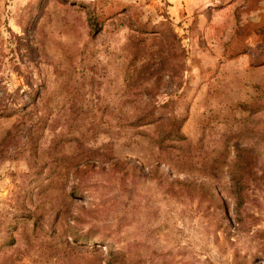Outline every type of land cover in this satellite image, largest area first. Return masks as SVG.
<instances>
[{"label": "rangeland", "instance_id": "rangeland-1", "mask_svg": "<svg viewBox=\"0 0 264 264\" xmlns=\"http://www.w3.org/2000/svg\"><path fill=\"white\" fill-rule=\"evenodd\" d=\"M206 5L0 0V264H264V0Z\"/></svg>", "mask_w": 264, "mask_h": 264}, {"label": "trees", "instance_id": "trees-1", "mask_svg": "<svg viewBox=\"0 0 264 264\" xmlns=\"http://www.w3.org/2000/svg\"><path fill=\"white\" fill-rule=\"evenodd\" d=\"M89 26L91 28V30L96 31L98 28V23L97 21H94V19L89 16ZM164 23H161V25ZM157 26H160L157 25ZM154 30L157 31H153L154 33H159L158 29L153 28ZM142 33H148V31H142ZM132 58H133V63L134 61L138 60V58L141 56L142 54V49L140 50H134L132 53ZM146 117H153L154 115L152 113V111H146V113L140 115V117H138L136 119V121L134 122L135 125L139 124V122L146 120ZM160 122L159 125V132L157 134V145H159L160 147L162 146H166V145H172V144H176L182 141H185V137L179 132V128H178V123L177 121H175L174 119H169L163 117V115H157L154 119V122ZM153 122V121H152ZM168 123V124H165ZM245 167H247V163L244 165ZM234 194L236 196L237 199L241 200L242 198V189H240L238 187V181H236L235 183V187H234Z\"/></svg>", "mask_w": 264, "mask_h": 264}, {"label": "crops", "instance_id": "crops-1", "mask_svg": "<svg viewBox=\"0 0 264 264\" xmlns=\"http://www.w3.org/2000/svg\"><path fill=\"white\" fill-rule=\"evenodd\" d=\"M210 0H166L171 6L173 13L181 11L186 17L193 15L194 12H200Z\"/></svg>", "mask_w": 264, "mask_h": 264}]
</instances>
